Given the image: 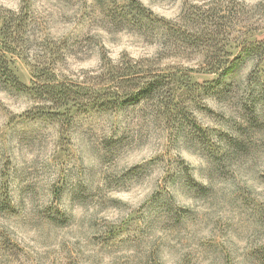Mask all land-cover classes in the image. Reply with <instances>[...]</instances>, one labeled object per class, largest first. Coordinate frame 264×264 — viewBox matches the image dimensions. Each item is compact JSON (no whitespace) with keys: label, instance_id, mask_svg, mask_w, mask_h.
I'll return each mask as SVG.
<instances>
[{"label":"rangeland","instance_id":"obj_1","mask_svg":"<svg viewBox=\"0 0 264 264\" xmlns=\"http://www.w3.org/2000/svg\"><path fill=\"white\" fill-rule=\"evenodd\" d=\"M137 1L170 22L236 3L233 37L264 40V0ZM125 3L0 0L32 19L28 60L9 57L24 85L45 47L74 82L94 80L102 56L152 59L189 79L176 90L182 122L141 103L63 124L1 86L0 264H264V63L247 60L213 92L199 55L167 57L155 31L112 23Z\"/></svg>","mask_w":264,"mask_h":264},{"label":"trees","instance_id":"obj_2","mask_svg":"<svg viewBox=\"0 0 264 264\" xmlns=\"http://www.w3.org/2000/svg\"><path fill=\"white\" fill-rule=\"evenodd\" d=\"M244 13V8L236 3L193 6L176 22H170L155 18L137 0H126L121 11H111L108 16L112 23L123 21L146 32L155 31L167 41L162 46L167 57L185 52L199 55L202 73L216 76L206 85L215 92L226 76L247 60L264 63V40L238 42L232 35L243 23ZM31 25L27 11L0 8V87L34 99L35 109L44 117L66 124L75 114H109L141 103H157L167 119L185 120L186 110L177 102L176 90L188 88L189 79L173 68L164 73L161 64L152 59L123 58L114 64L102 56V70L94 80L74 82L63 78L57 70L60 52L45 47L40 61L32 64L31 83L22 84L9 67V57L28 60L31 44L36 40ZM231 45L236 48L234 55Z\"/></svg>","mask_w":264,"mask_h":264}]
</instances>
